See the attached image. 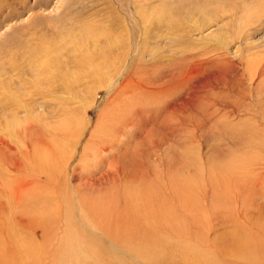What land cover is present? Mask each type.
<instances>
[{
	"label": "rangeland",
	"instance_id": "rangeland-1",
	"mask_svg": "<svg viewBox=\"0 0 264 264\" xmlns=\"http://www.w3.org/2000/svg\"><path fill=\"white\" fill-rule=\"evenodd\" d=\"M167 7L181 25L176 31L153 25ZM113 39L122 46L110 47ZM112 54L115 63L108 62ZM126 73L130 84L122 79ZM5 90L15 98L19 127L7 138L19 157L28 151L26 170L41 181L31 176L36 196L14 201L4 215L14 218L17 205L30 217L47 211L44 232L54 233L40 241L47 255L32 257L23 245L34 250L40 238L14 223L12 246L22 251L6 258L0 233L6 264L264 263V0H0L1 98ZM114 163L140 178L112 177L107 169ZM40 166L49 172L40 173ZM74 183L84 203L72 194ZM116 201L140 212L118 239L145 256L136 260L109 244L93 245L87 232L70 247L74 253L49 258L50 247L62 242L55 233L71 228L70 218L82 237V221L103 225L102 213ZM76 207L84 210L82 221L73 218Z\"/></svg>",
	"mask_w": 264,
	"mask_h": 264
},
{
	"label": "bare ground",
	"instance_id": "bare-ground-1",
	"mask_svg": "<svg viewBox=\"0 0 264 264\" xmlns=\"http://www.w3.org/2000/svg\"><path fill=\"white\" fill-rule=\"evenodd\" d=\"M163 17L164 18H162V17H160V18H158L157 20H156V22H155V24H153V25H155V26H159L160 24L159 23H163L164 25H165V27L168 29L169 28V30L170 31H173L174 29H175V31H176V27L175 26H177V27H180L181 25H178V24H180L177 20L175 21V18L173 17V15H172V11L167 7V8H164L163 9ZM139 19H140V17H139ZM159 23H158V22ZM178 23V24H177ZM84 34V33H83ZM88 36V35H87ZM111 36V35H110ZM87 38V37H86ZM86 41V40H85ZM110 42V41H109ZM111 45H110V47H113V49L114 48H119L120 46H122V44H123V42L121 43V41L119 42V39H118V41L117 40H111V43H110ZM169 53V52H168ZM118 59L119 58H115V56L112 54L111 55V57H110V61H108L109 63H115V62H117L118 61ZM120 60H121V58H120ZM125 60V59H124ZM125 63V62H124ZM118 66V65H117ZM125 66V65H124ZM121 67H123V64L121 65ZM33 71H35V69L33 70ZM241 72V71H240ZM239 72V73H240ZM131 73V72H130ZM128 74V73H126V74H124L123 76H122V79H123V81H125V82H130L132 79H133V76H131V74ZM239 75V74H238ZM237 75V76H238ZM177 78V77H176ZM170 80H172V78L170 79ZM234 82V81H233ZM172 83V82H171ZM117 84V83H116ZM130 84V83H129ZM125 85V84H124ZM181 85V84H180ZM180 85H178V86H180ZM140 87V86H139ZM3 88H6V87H3ZM170 89V88H169ZM168 89V90H169ZM174 89V88H173ZM6 91H8V92H6ZM5 92H6V94H5ZM169 92H170V90H169ZM2 94H4V95H6L5 96V98H1L0 97V163H1V166L2 167H4V171H6V174L4 173V175H1V173H0V180L4 177V176H6L7 178H9L10 177V179L11 180H8L7 178H5V179H7V180H1L0 181V233L1 234H3V236H4V238H5V242H2V240H1V243H5V245H6V249L5 248H3V249H5V250H3V249H1V250H3L4 252L2 253V254H5V255H7L6 256V258L8 257V255L9 254H13V255H16V253H21V251L22 250H20V248L18 247V246H16V248L15 247H13L14 245H13V243L15 242L14 241V239H15V237L17 236L16 234H15V232H14V230H13V224L15 223V226L17 227V228H19V229H23V230H27V232H29L28 230H30V231H33V232H35L36 233V235L38 236V238H40V240H39V242L40 241H48L49 239H51L52 237H53V232H51V233H48V232H44V224L48 221V215H46V213L48 214V212L46 211V212H43L42 214L43 215H41V217L38 215V218L36 217V216H28V214H26V212H25V210H24V208H20V206L19 207H17L19 204H24V199L25 200H27V199H29V196H31V194H33V192H31L30 193V190L32 189V188H30V186H31V183L32 182H30L29 180H31V176L32 177H35V179H33V180H40L41 179V177L39 176V174H37L36 172H33V171H30V172H28L27 170H26V167H25V165H26V163H25V165H24V163H23V160H25L28 156H27V154H28V151H24V155L21 157H19L18 155H16V151L14 150L15 148H13V146H12V144H11V142L9 141V139L7 138V136H11L9 133H11V130H16V128H19V127H16V118H17V112L15 111L16 110V103H15V98H12L11 96H10V91L9 90H5V91H3L2 92ZM172 94V93H171ZM3 95V96H4ZM168 95V94H167ZM8 96H10V97H8ZM14 96V95H13ZM185 100V99H184ZM148 101V100H147ZM97 102V101H96ZM184 103H185V101H184ZM183 103V104H184ZM121 104V103H120ZM186 105V104H185ZM141 107V106H140ZM186 107V106H185ZM19 108V107H18ZM186 109V108H185ZM212 110V109H211ZM186 111V110H185ZM167 112V111H166ZM182 113V112H181ZM167 114V113H166ZM165 114V115H166ZM195 114V113H194ZM175 115V114H174ZM173 115V116H174ZM185 116V115H184ZM182 118V117H181ZM193 118V117H192ZM208 118V117H207ZM13 119H15V120H13ZM183 119V118H182ZM181 119V120H182ZM172 121V120H171ZM184 122V121H183ZM30 124L31 123H27L26 125H27V128H26V130L24 129V131H25V135H23V142L24 143H28L29 142V137H28V133H27V131L28 130H30ZM171 126H172V124H171ZM32 127V126H31ZM34 127V126H33ZM171 128V127H170ZM32 129V128H31ZM34 129V128H33ZM41 129H39V131H40ZM24 131H22V132H24ZM56 131V130H55ZM64 132H66V131H64ZM73 133H75L74 131H72ZM156 132V131H155ZM159 132V131H158ZM18 133V132H17ZM89 135V134H88ZM58 136V135H57ZM60 136V135H59ZM183 136V135H182ZM62 138H64V137H62ZM70 138V137H69ZM124 138V137H123ZM34 139V138H33ZM30 144V143H29ZM72 144V143H71ZM106 145V144H105ZM30 146V145H29ZM83 146V145H82ZM115 146V145H114ZM161 146V145H160ZM98 147V146H97ZM82 148V147H81ZM85 148V147H84ZM104 147L102 146V149H103ZM107 148V147H106ZM165 148V147H164ZM37 149H39V147L37 148ZM96 149H100V148H96ZM95 149V150H96ZM154 149V148H153ZM75 151H76V149H74ZM84 150V149H83ZM84 151H86V150H84ZM112 151V150H111ZM30 152V151H29ZM32 152H33V150H32ZM94 152V151H93ZM101 152V151H100ZM46 153V152H45ZM80 153H81V151H80ZM96 153V152H95ZM112 153V152H111ZM124 153V152H123ZM83 154H84V152H83ZM87 154V152L85 153V155ZM101 154H103V152L101 153ZM106 154V153H105ZM109 154V153H108ZM124 154H126V153H124ZM128 154V153H127ZM253 154V153H252ZM29 155H32V154H29ZM80 155H82V154H80ZM119 155L120 156H122L123 154H120L119 153ZM129 155V154H128ZM127 155V156H128ZM132 155V154H131ZM59 156V155H58ZM78 156V155H77ZM100 156H102V155H100ZM62 157V156H61ZM66 157V156H65ZM64 156H63V158L64 159H66ZM68 157V156H67ZM79 157V156H78ZM77 157V158H78ZM118 157V156H117ZM123 157V156H122ZM81 158V157H80ZM31 158H29V160H30ZM86 159V158H85ZM248 159V158H247ZM33 160H34V158H33ZM67 160H69V159H67ZM76 160V159H75ZM98 160H100L99 158H98ZM113 160H114V158H113ZM120 160V159H119ZM53 161V160H52ZM57 161V160H56ZM72 161V160H71ZM78 161V159L75 161V162H77ZM104 161V160H103ZM51 162V161H50ZM59 162H61V160L59 161ZM64 162V161H63ZM52 163V162H51ZM50 163V164H51ZM97 163V162H96ZM107 163V162H106ZM243 163H244V160H243ZM23 164V165H22ZM49 164V165H50ZM65 164H67L66 165V167L68 166V164H69V162L67 161V163L65 162ZM105 164V163H104ZM248 164V163H247ZM53 165V164H52ZM55 165L57 166V163H55ZM60 165H61V163H60ZM98 165V164H97ZM102 165V164H101ZM112 165V164H111ZM178 165L179 164H176V166H177V168H178ZM36 167H37V165H35ZM59 166V165H58ZM71 166V165H70ZM106 166V165H105ZM187 165H185L184 167H186ZM244 166H245V164H244ZM24 167V168H23ZM41 168L38 170L37 168H34V169H37L40 173H43V172H49V170H47V168L46 167H42V166H40ZM49 167V166H48ZM55 167V166H54ZM62 167V166H61ZM61 167H58L57 169H59V168H61ZM64 167V166H63ZM73 167V166H72ZM109 167V166H108ZM182 167V166H181ZM241 169L243 168V167H241V166H239ZM253 167V166H252ZM260 167V166H259ZM264 167V166H263ZM1 168V167H0ZM51 168H53V167H51ZM74 168V167H73ZM73 168H71V169H73ZM106 168V167H105ZM130 168V167H129ZM128 168V166L127 165H122V164H120V163H114V167L113 168H111V170H110V168H108L107 170H108V174L109 175H111L112 177H119V176H122V175H128L127 174V172L130 170ZM180 168V167H179ZM258 168V167H257ZM2 169V168H1ZM54 169V168H53ZM67 169V168H66ZM82 169H84V167L82 168ZM91 169V168H90ZM94 169V168H93ZM97 169H98V167H97ZM218 169H221V168H218ZM254 169H256V167H254ZM47 170V171H46ZM55 170H56V168H55ZM64 170H65V168H64ZM58 171V170H57ZM68 171H69V169H68ZM74 171H76V170H74L73 169V172H72V174L74 173ZM245 171V170H244ZM84 172V171H83ZM86 172H89V173H91V170H87L86 169ZM98 172V171H97ZM100 172V171H99ZM106 172V171H105ZM177 172H178V170H177ZM177 172H175V173H177ZM263 172H264V170H263ZM60 173H62V175H63V171H60ZM79 173H80V170H79ZM104 173V172H103ZM214 173V172H213ZM262 173V172H261ZM57 174V173H56ZM55 174V175H56ZM95 174V173H94ZM106 174V173H105ZM48 175L49 176H51V174L50 173H48ZM220 175V174H219ZM237 175V174H236ZM1 176H3V177H1ZM131 177V178H134L135 180L137 179V178H140L138 175H136V174H133V175H128V177ZM39 177V178H38ZM61 177V176H60ZM105 177V176H104ZM129 177V178H130ZM23 178H26V179H23ZM62 178V177H61ZM102 178V177H101ZM130 178V179H131ZM96 179V178H95ZM183 179V178H182ZM215 179V178H214ZM213 179V180H214ZM27 180V181H26ZM93 180V179H92ZM143 180V179H142ZM239 180V179H238ZM261 180V179H260ZM41 181V180H40ZM66 181V180H65ZM219 181V180H218ZM67 182V181H66ZM89 182V181H88ZM177 182V181H176ZM217 182V181H216ZM66 184H68V183H66ZM194 184V183H193ZM58 185V184H57ZM69 185V184H68ZM92 185V184H91ZM90 185V186H91ZM99 185V184H98ZM101 185V184H100ZM65 186V185H64ZM81 186V185H80ZM80 186H76V184L74 183V185H73V190H72V194H76V198L75 199H77L79 202H81V203H84V197L80 194V189L79 188H81ZM93 186V185H92ZM97 186V185H96ZM102 187V186H101ZM217 187V186H216ZM36 188V186H34V189ZM68 188V187H67ZM83 188V187H82ZM99 188V187H98ZM97 188V189H98ZM168 188V187H167ZM257 188V187H256ZM33 189V190H34ZM162 189V188H161ZM160 189V190H161ZM221 189V188H220ZM33 190H31V191H33ZM58 190H60V188L58 189ZM92 190H94V189H92ZM91 190V191H92ZM166 190V189H165ZM178 191V190H177ZM47 192H49V191H47ZM94 192V191H93ZM161 192V191H160ZM159 192V193H160ZM180 192V191H179ZM221 192V191H220ZM38 193H40V191L38 192ZM51 193H52V191H51ZM176 193V192H175ZM53 194H54V192H53ZM60 194V193H59ZM163 194V196H164V193H162ZM178 194V193H177ZM184 194H185V192H184ZM208 194V193H207ZM41 195V194H40ZM166 195H167V193H166ZM189 195V194H188ZM26 196L28 197L27 199H26ZM33 197H35L36 196V193H35V195H32ZM31 196V197H32ZM47 196H49V193H48V195ZM51 196H53V195H51ZM133 196H136V193L133 195ZM162 196V195H161ZM162 196V197H163ZM194 196V195H193ZM192 196V197H193ZM196 196V195H195ZM194 196V197H195ZM39 197H42V196H39ZM45 197V196H44ZM56 196H54V198H55ZM68 197V196H67ZM171 197V196H170ZM206 197H208V195L206 196ZM177 198V197H176ZM187 198V197H186ZM32 199V198H31ZM56 199V198H55ZM68 199V198H67ZM151 199V198H150ZM166 199V198H165ZM182 199V198H181ZM189 199H190V197H189ZM188 199V200H189ZM199 199V198H198ZM33 200H35V199H33ZM39 200V199H38ZM46 200V199H45ZM48 200V199H47ZM46 200V201H47ZM135 200H138L137 198L135 199ZM134 200V201H135ZM170 200V202H171V200L172 199H169ZM176 200H179L178 198L176 199ZM197 200V199H196ZM205 200V199H204ZM264 200V199H263ZM14 201H16V203L18 204L17 206H16V208H18V209H16L15 211H14V213H18V214H16L15 216H14V218H11L10 220L9 219H7L6 218V214L4 215V210L3 209H5V210H9V212H13V210L10 208V205L12 206L13 205V203H14ZM158 201V200H157ZM166 201V200H165ZM184 201H186V200H184ZM58 202H61V200L60 201H58ZM169 202V203H170ZM198 202V201H197ZM201 202V201H200ZM205 202V201H204ZM208 202V201H207ZM25 203H26V201H25ZM32 203H34V202H32ZM57 203V202H56ZM165 203V202H164ZM178 203V202H177ZM183 203V205L184 206H182V208H184L185 207V205L187 204V203H185L184 204V202H182ZM191 203V202H190ZM190 203H189V205H190ZM196 203V202H195ZM202 203V202H201ZM15 204V203H14ZM160 204V203H159ZM179 205L181 204V202L180 203H178ZM206 204V203H205ZM68 205H70V204H68ZM125 205V208H121L120 207V205L118 204V201H116V204L115 205H113V204H110V206L107 208V210L104 212V213H102L103 214V216H104V221H103V225H93L92 223H90V224H88V223H85L84 221H82L81 220V215H82V212L84 211V210H80L79 208L77 209V207L75 208V209H73L71 212H72V214L74 213L75 215H74V217L73 218H76V219H78L79 221H82L83 222V224L85 225V226H87V228H83L82 230H81V233H84V234H82V237H79V234H77L76 232H75V226H74V222H73V220H71V218L70 217H66L67 218V220L69 219V221L67 222V221H64V224H65V222H67L66 224H69V225H71V228H69V227H67L68 229L67 230H63L62 232L61 231H59V233L61 232V236H58V233L56 234L55 233V235H57V240H59V241H62L63 243H65V245H63V243L62 242H60L59 243V246L57 247V246H52V247H50V251H49V254H48V256H49V258L50 259H56V258H58V257H62V256H64L65 257V255H70V254H72V253H74L75 252V249H74V251H72L71 250V248L70 247H73L74 246V248H77L76 247V245H78V244H76V241L78 242V241H80V240H82V238L84 237V236H91V234H92V237H91V240H93V245H97V244H100V243H106V244H109L111 247H113V248H115V249H117L116 251V253H118V254H123V255H128V256H131V257H133V258H135L136 260H138L139 259V257L141 258V256L142 255H146V251L144 250V249H139V250H134V249H129V248H127L125 245H123L120 241H119V239H118V236H122L123 234L122 233H126V231L128 230V228H126V226H124V223H126L127 222V225L129 224V222L132 224V222L134 221H139L138 219L140 218V212L137 210V212H132V211H129L130 209H131V207L129 208V210H128V205H126V204H124ZM149 205H153V200H152V202H151V200H150V202H149ZM174 205V204H173ZM176 205V204H175ZM188 205V204H187ZM196 205V204H195ZM217 205V204H216ZM22 206V205H21ZM26 206V205H25ZM29 205H27L26 207H28ZM42 206V205H41ZM50 206V205H49ZM53 206V205H52ZM25 207V208H26ZM35 207V206H34ZM48 207V206H47ZM46 207V208H47ZM51 207V206H50ZM139 207V206H138ZM152 207V206H151ZM170 207V206H169ZM20 208V209H19ZM43 208V207H42ZM61 208V207H60ZM175 208V207H174ZM193 208V207H192ZM209 208V207H208ZM218 208V207H217ZM139 209V208H138ZM172 209V208H171ZM176 209H178V208H176ZM220 209V208H219ZM44 210V209H43ZM54 210V209H53ZM55 210H57L58 211V209L56 208ZM54 210V211H55ZM78 210V211H77ZM175 210V209H174ZM174 210H172L173 212H174ZM223 210V209H222ZM4 211V212H3ZM45 211V210H44ZM49 211V210H48ZM54 211H52L53 213H57L56 211L54 212ZM126 211V212H125ZM129 211V212H128ZM152 212H151V219H152V221L150 222H148L149 224V229H151L152 231H154V228H155V222H156V220H155V222H154V219H155V216H153V215H155V213H153V208H152V210H151ZM162 211H163V209H162ZM218 211V210H217ZM31 212V211H30ZM51 212V211H50ZM59 212H60V210H59ZM86 212V211H85ZM156 212V211H155ZM164 212V211H163ZM167 212H169V211H167ZM171 212V211H170ZM169 212V213H170ZM28 213V212H27ZM62 213H63V211H62ZM65 213V212H64ZM67 213V212H66ZM148 213V212H147ZM10 214V213H9ZM37 214V213H36ZM39 214V213H38ZM77 214H79V215H77ZM157 214V213H156ZM162 214V213H161ZM180 214H182V213H180ZM184 214V213H183ZM187 214H188V212H187ZM33 215H35V213L33 214ZM45 215V216H44ZM49 215H51V213L49 214ZM53 215V214H52ZM148 215H149V213H148ZM147 215V216H148ZM169 215V214H168ZM171 215H172V213H171ZM214 215H216V213H214ZM8 216V215H7ZM71 216H73V215H71ZM128 217V219H124V217ZM150 216V215H149ZM217 216V215H216ZM157 217V216H156ZM162 217V216H161ZM160 217V218H161ZM164 217H167V216H164ZM164 217L163 218H161V219H164ZM169 217V216H168ZM172 217V216H171ZM178 217H179V215H178ZM185 217V216H184ZM183 217V218H184ZM65 218V219H66ZM150 218V217H149ZM176 218V217H175ZM187 218V217H186ZM60 219V218H59ZM169 219V218H168ZM179 219V218H178ZM196 219V218H195ZM55 220H57V219H55ZM61 220H62V218H61ZM159 220V219H158ZM164 220H166V219H164ZM163 220V221H164ZM172 220V219H171ZM71 221V222H70ZM115 221V222H114ZM170 221V220H169ZM181 221H183L184 222V220H181ZM180 221V222H181ZM63 222V221H62ZM159 222V221H158ZM165 222V221H164ZM167 222H168V220H167ZM179 222V223H180ZM214 222V221H213ZM55 223L57 224L58 223V221L56 222L55 221ZM72 223H73V225H72ZM169 223V222H168ZM167 223V224H168ZM157 224V223H156ZM182 224H184V223H182ZM170 225V224H169ZM174 225H175V223H174ZM186 225V224H185ZM184 225V226H185ZM48 226H49V224H48ZM47 226V227H48ZM55 226V225H54ZM122 226V227H121ZM49 227H51V225L49 226ZM63 226H61L60 227V225H59V229L60 228H62ZM66 227H64V229H66ZM128 227V226H127ZM141 228V227H140ZM142 228H143V226H142ZM170 228V227H169ZM53 230H54V227L52 228ZM168 229V228H167ZM48 230H50V229H48ZM43 231V232H42ZM51 231V230H50ZM150 231V230H149ZM87 232H90V233H87ZM141 232V231H140ZM145 232H147V230L145 229ZM142 233L143 234H145L143 231H142ZM142 234V235H143ZM158 233H156V235H157ZM161 234V233H160ZM160 234H158V235H160ZM19 235V234H18ZM148 236V235H147ZM151 236H153V234H151ZM151 236H150V238H151ZM167 236V235H166ZM1 237V236H0ZM25 237V236H24ZM23 237V238H24ZM94 237V238H93ZM154 237V236H153ZM159 237V236H158ZM157 237V238H158ZM163 237H164V235H163ZM162 237V238H163ZM170 237V236H169ZM1 238H3V237H1ZM4 238H3V240H4ZM75 238V239H74ZM81 238V239H80ZM85 238V237H84ZM159 238H161V237H159ZM27 239H32V237L31 236H28L27 237ZM27 239H26V241H27ZM48 239V240H47ZM147 239V238H146ZM145 239V240H146ZM152 239V238H151ZM13 240V241H12ZM20 240V239H19ZM23 240V239H22ZM21 240V241H22ZM35 240H37V238H35ZM73 240V241H72ZM158 240V239H157ZM156 240V241H157ZM74 241H75V243H74ZM23 243H25L24 241H22ZM32 242V241H31ZM84 242V241H83ZM87 242V241H86ZM151 241L149 240V243H150ZM153 242L154 241H152V243L151 244H153ZM169 242V241H168ZM157 243H158V241H157ZM27 244V243H26ZM41 244V242L39 243V247L38 248H36V249H34L33 250V248H31L30 246H27V245H23V249H25V251H27L28 253H30V256H34V257H43V256H46L45 255V253H44V250L45 249H49L47 246L48 245H40ZM105 244V245H106ZM145 244H147L146 243V241H145ZM162 244V243H161ZM163 244H165V246H166V243H163ZM162 244V245H163ZM1 245V244H0ZM13 245V246H12ZM28 245H29V243H28ZM149 245V244H148ZM156 245H158V244H156ZM155 245V246H156ZM246 245H248V244H246ZM98 246V245H97ZM167 246L169 247V244H167ZM105 247H107V246H105ZM159 247H161V245L159 246ZM243 247V246H242ZM250 247V246H249ZM108 248V247H107ZM148 248H151L150 246L149 247H147V249ZM155 248V247H154ZM165 248H167V247H165ZM93 252H95L96 253V250H95V247L94 246H92L91 248H90ZM128 249H129V251H128ZM138 249V248H137ZM238 249H240V248H238ZM243 249H244V247H243ZM113 250V249H112ZM149 250V249H148ZM152 251H154L153 249H152ZM166 250H164V252H165ZM2 252V251H1ZM0 252V253H1ZM113 252V251H112ZM129 252V253H128ZM155 252H159V250L158 251H155ZM162 251H160V253H161ZM115 253V252H114ZM151 253V252H150ZM77 254H78V252H77ZM117 254V255H118ZM5 255H3V257L5 256ZM116 255V254H115ZM153 255H154V252H153ZM153 255H152V257H153ZM160 255V254H159ZM18 256V255H17ZM20 256V255H19ZM29 256V257H30ZM76 256V255H75ZM121 256V255H120ZM3 257H0V259H4ZM11 257V256H10ZM16 257V256H15ZM161 257V256H160ZM17 258V257H16ZM148 258V257H147ZM10 259V258H9ZM2 260H0V262H2V263H4V264H6L8 261H5L6 259H4V261H2ZM160 260V259H159ZM241 260V259H240ZM252 261V260H251ZM10 263L12 262V260L11 261H9ZM233 262H237V260L236 261H233ZM241 262H243V263H245L244 261H241ZM206 263H208V262H206ZM166 264V263H165ZM264 264V263H263Z\"/></svg>",
	"mask_w": 264,
	"mask_h": 264
}]
</instances>
